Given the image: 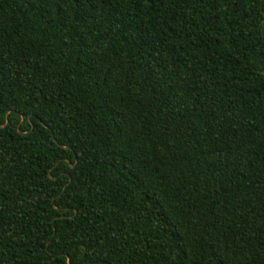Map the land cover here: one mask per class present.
<instances>
[{
	"label": "trees",
	"instance_id": "16d2710c",
	"mask_svg": "<svg viewBox=\"0 0 264 264\" xmlns=\"http://www.w3.org/2000/svg\"><path fill=\"white\" fill-rule=\"evenodd\" d=\"M264 264V0H0V264Z\"/></svg>",
	"mask_w": 264,
	"mask_h": 264
},
{
	"label": "water",
	"instance_id": "95a60500",
	"mask_svg": "<svg viewBox=\"0 0 264 264\" xmlns=\"http://www.w3.org/2000/svg\"><path fill=\"white\" fill-rule=\"evenodd\" d=\"M67 263L70 264L69 261H67Z\"/></svg>",
	"mask_w": 264,
	"mask_h": 264
}]
</instances>
